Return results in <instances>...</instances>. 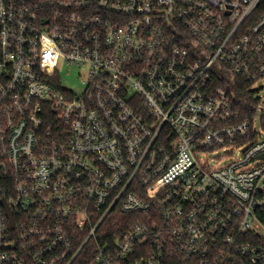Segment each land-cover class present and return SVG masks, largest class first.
Masks as SVG:
<instances>
[{
  "label": "built area",
  "instance_id": "obj_1",
  "mask_svg": "<svg viewBox=\"0 0 264 264\" xmlns=\"http://www.w3.org/2000/svg\"><path fill=\"white\" fill-rule=\"evenodd\" d=\"M225 69L264 80V0H0V264H264V109Z\"/></svg>",
  "mask_w": 264,
  "mask_h": 264
},
{
  "label": "trees",
  "instance_id": "obj_2",
  "mask_svg": "<svg viewBox=\"0 0 264 264\" xmlns=\"http://www.w3.org/2000/svg\"><path fill=\"white\" fill-rule=\"evenodd\" d=\"M219 82L228 93L235 109L239 111L241 119L251 118L257 114L259 100L255 97L256 90L251 87L250 83L226 69L220 75ZM260 119L264 127V111L260 113ZM117 217L122 220L123 229H128L133 225L135 215L119 214ZM109 226L111 233L116 234L119 232L116 222H112ZM172 264H187V260L182 255L176 254L172 260Z\"/></svg>",
  "mask_w": 264,
  "mask_h": 264
},
{
  "label": "rangeland",
  "instance_id": "obj_3",
  "mask_svg": "<svg viewBox=\"0 0 264 264\" xmlns=\"http://www.w3.org/2000/svg\"><path fill=\"white\" fill-rule=\"evenodd\" d=\"M60 70L63 76V82L66 86L73 87L76 89L81 88V81L77 77V72L75 70H72L70 73H67L68 66L65 63H61ZM255 90H256L255 97L259 100V104L257 106L258 110L264 109V80L259 82ZM231 149L232 148H228L226 150L219 149L216 152L208 154L207 157L223 156L217 165H226L237 157V152L226 154V152L230 151Z\"/></svg>",
  "mask_w": 264,
  "mask_h": 264
},
{
  "label": "water",
  "instance_id": "obj_4",
  "mask_svg": "<svg viewBox=\"0 0 264 264\" xmlns=\"http://www.w3.org/2000/svg\"><path fill=\"white\" fill-rule=\"evenodd\" d=\"M11 215V214H10Z\"/></svg>",
  "mask_w": 264,
  "mask_h": 264
}]
</instances>
